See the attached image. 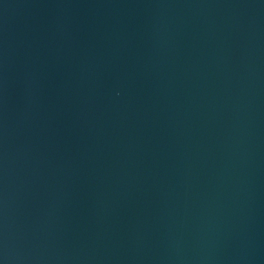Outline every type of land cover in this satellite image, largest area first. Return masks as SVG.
<instances>
[{"label": "water", "instance_id": "1", "mask_svg": "<svg viewBox=\"0 0 264 264\" xmlns=\"http://www.w3.org/2000/svg\"><path fill=\"white\" fill-rule=\"evenodd\" d=\"M0 264H264V0H0Z\"/></svg>", "mask_w": 264, "mask_h": 264}]
</instances>
